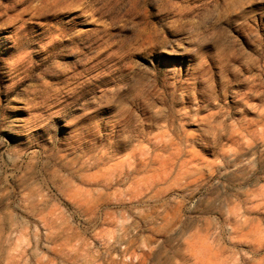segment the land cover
<instances>
[{
    "label": "rangeland",
    "instance_id": "obj_1",
    "mask_svg": "<svg viewBox=\"0 0 264 264\" xmlns=\"http://www.w3.org/2000/svg\"><path fill=\"white\" fill-rule=\"evenodd\" d=\"M0 264H264V0H0Z\"/></svg>",
    "mask_w": 264,
    "mask_h": 264
}]
</instances>
